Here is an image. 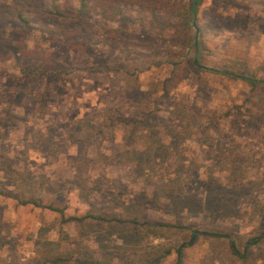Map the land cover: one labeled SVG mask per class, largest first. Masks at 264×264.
<instances>
[{"label":"rangeland","instance_id":"374dc122","mask_svg":"<svg viewBox=\"0 0 264 264\" xmlns=\"http://www.w3.org/2000/svg\"><path fill=\"white\" fill-rule=\"evenodd\" d=\"M188 1L0 0V264H264V0Z\"/></svg>","mask_w":264,"mask_h":264},{"label":"trees","instance_id":"16d2710c","mask_svg":"<svg viewBox=\"0 0 264 264\" xmlns=\"http://www.w3.org/2000/svg\"><path fill=\"white\" fill-rule=\"evenodd\" d=\"M146 0H77L76 6L73 9L66 11L65 8L54 4L49 9L48 12L58 16L61 22L64 23H77L86 20L91 15H97L98 17L107 20L113 21L116 20L119 15L122 13V9L127 4H143ZM200 3V0H190L187 3H176L172 2L168 6V11L172 14L175 11V16L183 19V21L188 22V19L192 14H195L197 5ZM15 9V18L25 26L30 24L29 20L25 18L22 14V8L18 5H14ZM194 50H197L196 45L193 43ZM194 63L200 67L203 65L197 59L194 58ZM213 71L218 72L227 76H236L242 79L251 80L248 75L237 74L227 69L212 68ZM22 204H32L34 206H43L50 208L52 210L61 212L58 208L53 207L52 205H42L40 201L35 198L20 199ZM83 218H92L95 220H106L104 216L97 214H86ZM112 220L120 221L118 218H113ZM177 257L175 264H182V249L180 247L176 248Z\"/></svg>","mask_w":264,"mask_h":264},{"label":"water","instance_id":"95a60500","mask_svg":"<svg viewBox=\"0 0 264 264\" xmlns=\"http://www.w3.org/2000/svg\"><path fill=\"white\" fill-rule=\"evenodd\" d=\"M194 25V24H193ZM195 27V26H194ZM196 32H197V29H196Z\"/></svg>","mask_w":264,"mask_h":264}]
</instances>
